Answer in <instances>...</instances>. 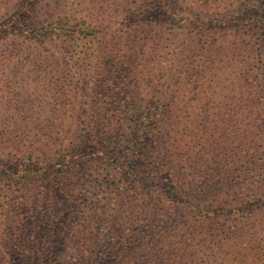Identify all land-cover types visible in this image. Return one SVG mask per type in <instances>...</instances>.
Returning <instances> with one entry per match:
<instances>
[{
	"label": "rangeland",
	"instance_id": "1",
	"mask_svg": "<svg viewBox=\"0 0 264 264\" xmlns=\"http://www.w3.org/2000/svg\"><path fill=\"white\" fill-rule=\"evenodd\" d=\"M261 18L264 0H0V166L14 169L0 173V264H93L98 249L105 264H264ZM86 94L100 111L91 129L101 144L79 143ZM150 112H163L155 144L120 122ZM64 137L80 153L71 176L59 164ZM188 139L201 156L178 160ZM99 150L135 162L134 174L141 153L153 154L143 170L159 192L174 175L195 178L220 194L201 206L211 219L144 198L133 222L126 209L146 187L125 184L93 222L104 241L90 247L81 225L108 188L103 173H117L114 188L124 177L94 159ZM23 168L28 183L15 174Z\"/></svg>",
	"mask_w": 264,
	"mask_h": 264
},
{
	"label": "trees",
	"instance_id": "2",
	"mask_svg": "<svg viewBox=\"0 0 264 264\" xmlns=\"http://www.w3.org/2000/svg\"><path fill=\"white\" fill-rule=\"evenodd\" d=\"M197 1L198 0H192V2L194 3H196ZM261 19L262 20H257L258 26L260 28H264V18H261ZM242 20H247V19L242 17ZM213 21H215V19ZM93 88L94 86L90 85V90H92ZM93 101H96L95 95L86 94L85 107L82 110H78L75 113V118L77 121L81 120V123L87 124L86 134L79 135L80 136L79 143L94 142L97 144H101L102 139L100 140V135H95V133L93 134L94 129H91V124L94 123L98 119V116L100 113V111L95 109L96 107L94 106ZM162 113L163 112L155 114V113L150 112L147 114H143V116L140 117L139 120L132 119V121L125 120V121H120V122L126 125L125 128H127V126H132V124L135 123L136 124L135 128H139V131L143 132L145 137H147L148 140L152 144H155L157 143L158 139L162 135V130H163L161 128V124L163 120ZM171 114L168 120L172 118ZM88 117H89L88 121L83 120V118L87 119ZM108 126L110 127L111 131L116 134L114 124L111 123L109 125L108 123ZM64 139L65 140L63 141L61 145L62 147L64 146V148L58 151V154L62 160L61 162H59V164L64 165L63 167H65V170H64L65 173L67 172L71 176V174L73 175L74 170H76V168L79 166V164L77 166H75V164L79 163L78 160L80 158V153L73 152L72 149L74 145L71 143L66 144L67 138L64 137ZM193 143L194 142L189 139L187 141H182L178 143V146H176L177 150L176 152H174V155L177 154L178 160H189L190 158L194 160L197 157L201 156L200 153L203 151V147H201L200 144L199 145L197 144L196 146H192ZM199 146L201 148H199ZM186 151H188L189 153L188 155H185L187 154ZM154 153H157L158 156L161 155L157 152V148ZM115 154L116 153L114 151L108 152V151L99 150L93 155L95 160H99L101 163H108L111 168L114 167V169H117L118 167H120L121 169L120 171H118V173L123 174L124 177L118 179V182H121V183H116V187L114 188L115 183L112 181L108 182V178L117 177L116 176L117 173H113L112 171H109V173H105V174L103 173V175L107 177L106 180L108 183V188L107 190L102 191L101 194L94 196L95 199H92L89 202L90 207L92 206L95 214L91 215L90 213H88L85 216L84 223L81 225L82 231L87 232L90 235V239H88V244L90 247H93L96 249L104 241L101 238V236H103V228H101V225H96V228H95L92 225L93 222L97 220L98 216L103 215L105 210L109 206H111L113 199L116 197V196H113L115 193L117 195L122 196V194L124 193L126 189L125 184H130L128 185V189L129 190L133 189L134 192L137 189H139L142 184L145 185L144 187H146L145 191L139 192L138 195L134 196L135 197L134 200L136 204H131L126 209V212L128 213L126 215V218L132 220L133 222L137 220L136 216L140 214V211H139L140 204L139 203L144 198L153 199L151 202L147 204L149 207H160V208L166 209L167 212H170V210L172 209L175 211L181 210L184 207L182 204H184L185 205L184 208H190L196 212L194 215L195 217H198V214L202 213L201 217L206 216L207 219H211L210 216L208 215V213L211 211L208 210L206 212L205 209H203L201 206H205V204L210 203V201L218 200L220 198L219 193L210 194V193L204 192L202 189H198V186L194 184L195 178L193 177L192 178L190 177V179L184 178L181 183L180 181L181 177L177 175L173 176L174 179L172 177L168 178V183H167L168 188L164 192L156 191L155 189L151 187V185L148 184L149 182L147 180V175L144 174V170H143V165L145 161L150 160L151 157H153V154L147 155L146 153H141L140 155L141 157L137 156L142 161V162L140 161L141 164L139 165L141 169H138L137 174H134L135 166H136L135 162L129 166L120 165V161L118 160V157ZM262 162L263 163H261L260 166L264 170V161L262 160ZM144 167L148 168V166H144ZM6 170H14V169H11V168L9 169L7 165L0 166V173ZM19 171L20 172L15 173V174H17V176L20 177L22 183L30 182V177H29L30 171H28L27 168L20 169ZM82 172H83V168L80 170L78 175ZM25 173L27 174L23 175ZM1 182L2 181L0 180V183ZM97 182H99V177L94 178L93 183H86L87 190L85 193L92 194L93 190L91 188H95L96 187L95 184H97ZM100 183H103V178L101 177H100ZM105 192L108 194L104 195ZM117 210L118 209H115L114 212H117ZM217 211L218 209H214L212 212L213 214H217ZM94 228H95V233L93 230ZM93 233H94V236H93ZM110 249H115V247H111ZM98 253H101L102 255H99ZM93 264H105L102 250L98 249L95 251L94 257H93Z\"/></svg>",
	"mask_w": 264,
	"mask_h": 264
}]
</instances>
